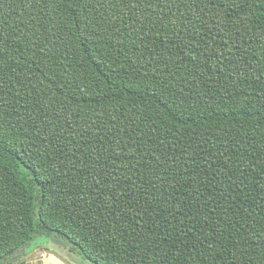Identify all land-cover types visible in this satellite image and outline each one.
<instances>
[{"label":"trees","instance_id":"1","mask_svg":"<svg viewBox=\"0 0 264 264\" xmlns=\"http://www.w3.org/2000/svg\"><path fill=\"white\" fill-rule=\"evenodd\" d=\"M40 237L264 264V0H0V264Z\"/></svg>","mask_w":264,"mask_h":264},{"label":"rangeland","instance_id":"2","mask_svg":"<svg viewBox=\"0 0 264 264\" xmlns=\"http://www.w3.org/2000/svg\"><path fill=\"white\" fill-rule=\"evenodd\" d=\"M51 243L52 240L42 237L35 240L33 243L35 250L26 256L27 264H93L77 255L72 256L69 252H66V249L61 251V248L55 247ZM60 254L64 257H57Z\"/></svg>","mask_w":264,"mask_h":264}]
</instances>
